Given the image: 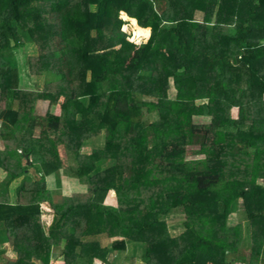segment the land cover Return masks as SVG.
<instances>
[{
    "label": "trees",
    "instance_id": "trees-1",
    "mask_svg": "<svg viewBox=\"0 0 264 264\" xmlns=\"http://www.w3.org/2000/svg\"><path fill=\"white\" fill-rule=\"evenodd\" d=\"M0 144V264H264V0H0Z\"/></svg>",
    "mask_w": 264,
    "mask_h": 264
},
{
    "label": "rangeland",
    "instance_id": "rangeland-1",
    "mask_svg": "<svg viewBox=\"0 0 264 264\" xmlns=\"http://www.w3.org/2000/svg\"><path fill=\"white\" fill-rule=\"evenodd\" d=\"M125 21H127V18L125 19ZM125 24H129L128 28L124 29V25H123L121 27V29L127 35H129V40L130 41H133L134 43L138 44V43L144 42L146 40V39L145 40L143 39L144 35H143L142 39L139 40V41L134 39L135 33L137 31L136 22H128L127 21ZM25 50L29 54L34 52V49L31 48L30 46L25 48ZM21 55H22V53L19 54L20 58H21ZM30 86L31 87L35 86L36 88H40L41 87V80L40 81L39 80L31 81V85ZM36 105H37L36 106L37 112H43V108H44L43 103L37 101ZM233 115H235V110H233ZM155 117L156 116H152L151 115L150 116V121L154 120ZM34 132H35L36 135L39 133V127L38 126L35 127ZM100 145H102V132H101L100 135L93 136V137L85 140L83 142L81 150L83 152H89L93 147L100 146ZM0 147H1V144H0ZM186 149L188 151V154H187V158L188 159H200V158L202 159L203 155L193 154V151L195 149H198V145H195V144L192 145L191 144V145H188ZM32 172L33 171L31 169H29V173H28L29 178H32ZM59 174H60V176H59L60 185H57V186L55 185V178L53 176L46 177L47 187L51 190V192H53V193H58L59 192V193H62V194H71L73 192H80V191H85L86 190V186L81 184L76 178L64 174V172H62L61 170H60ZM4 181H5V178H4L3 174H0V195H1L2 192L4 194V191L2 190V184L4 183ZM19 181H20V179L14 181L12 184H10V186L8 187L10 192H12V186L11 185H13L14 183L15 184L18 183ZM104 203L115 205V203H116L115 195H110V192H109L106 195V197H105ZM241 203H242L241 200H239L238 201V207L240 209L242 208V204ZM41 208H42V211H43L42 214H41V221H42L45 229H47V226L49 225V223L51 222V219H52L51 209L48 207L47 204H41ZM183 218H184V214H182V210H179L178 212H174L171 215L167 216V218H166V222L167 223L166 224L169 225V230L171 231V233L178 234V233H180L182 231V229L180 227H178V223L181 222L183 220ZM130 247H131L130 243L127 242L125 244L124 249H122V250H120V251H118L116 253V255L114 257L115 264H117L120 261V258H122L123 255L127 251H129ZM55 255H58V251H56L55 254H54V257L56 259L54 261H52L50 264H58V261H56L58 259H57V257ZM94 263L98 264V262L96 260L94 261ZM212 263H213V261L208 258L207 259V264H212ZM136 264H144V263L141 262L140 259L138 258Z\"/></svg>",
    "mask_w": 264,
    "mask_h": 264
},
{
    "label": "bare ground",
    "instance_id": "bare-ground-1",
    "mask_svg": "<svg viewBox=\"0 0 264 264\" xmlns=\"http://www.w3.org/2000/svg\"><path fill=\"white\" fill-rule=\"evenodd\" d=\"M136 28H137V31L135 33L134 39L139 41V40L142 39V37H143V35H145V33H144V30L143 29H140L138 27H136Z\"/></svg>",
    "mask_w": 264,
    "mask_h": 264
},
{
    "label": "crops",
    "instance_id": "crops-1",
    "mask_svg": "<svg viewBox=\"0 0 264 264\" xmlns=\"http://www.w3.org/2000/svg\"><path fill=\"white\" fill-rule=\"evenodd\" d=\"M146 41V40H145ZM56 257H57V259L58 260H56V261H58V264H62L63 263V261L58 257V255H55ZM56 258H54L52 261H54ZM64 264V263H63ZM235 264H243V263H235Z\"/></svg>",
    "mask_w": 264,
    "mask_h": 264
},
{
    "label": "water",
    "instance_id": "water-1",
    "mask_svg": "<svg viewBox=\"0 0 264 264\" xmlns=\"http://www.w3.org/2000/svg\"><path fill=\"white\" fill-rule=\"evenodd\" d=\"M113 193H115V192L113 191Z\"/></svg>",
    "mask_w": 264,
    "mask_h": 264
}]
</instances>
